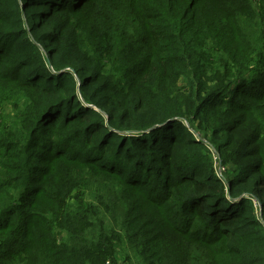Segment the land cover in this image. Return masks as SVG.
Listing matches in <instances>:
<instances>
[{
    "label": "trees",
    "instance_id": "obj_1",
    "mask_svg": "<svg viewBox=\"0 0 264 264\" xmlns=\"http://www.w3.org/2000/svg\"><path fill=\"white\" fill-rule=\"evenodd\" d=\"M122 231L264 264V5L0 0V264L118 263Z\"/></svg>",
    "mask_w": 264,
    "mask_h": 264
},
{
    "label": "rangeland",
    "instance_id": "obj_2",
    "mask_svg": "<svg viewBox=\"0 0 264 264\" xmlns=\"http://www.w3.org/2000/svg\"><path fill=\"white\" fill-rule=\"evenodd\" d=\"M255 2V5H257L258 7H260L261 5H264V1L262 0H253ZM69 51V47L66 48ZM12 105L8 104L4 110L6 112H12ZM100 110V109H99ZM186 123L189 124L188 121H186ZM194 127V126H193ZM207 140V139H206ZM181 146L178 147L177 150H181L180 149ZM184 151V148H183ZM180 157L179 156H174V160H178ZM38 161L37 163H35V166H42L40 167V169H37V175L40 176L42 179L41 181L47 182L49 179H46V175L44 173V168H45V164L44 163H40ZM42 168V169H41ZM55 168V167H54ZM234 167H230V170L232 171ZM50 183V180L48 181V185ZM82 199L88 201V202H94L96 199L95 195L89 191H85L84 194L81 196ZM105 221L108 227H112L115 226V222L111 219L109 213H106L105 216ZM124 234V241L123 244L120 247V253L118 255V263H122V264H145L143 261L142 256L140 255L139 252V248L132 242V238L130 237V235H126L124 231H122ZM68 238V235H63L60 236L59 239L60 240H66ZM117 264V263H115Z\"/></svg>",
    "mask_w": 264,
    "mask_h": 264
},
{
    "label": "built area",
    "instance_id": "obj_3",
    "mask_svg": "<svg viewBox=\"0 0 264 264\" xmlns=\"http://www.w3.org/2000/svg\"><path fill=\"white\" fill-rule=\"evenodd\" d=\"M210 148L212 150V158H213V162L215 163V170H216L217 175L222 180L227 181L226 176H225L226 167L220 161V156L218 152L214 149V147L210 146ZM106 264H115V263H113L111 260H107ZM117 264H122V263H117Z\"/></svg>",
    "mask_w": 264,
    "mask_h": 264
}]
</instances>
